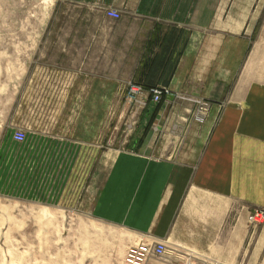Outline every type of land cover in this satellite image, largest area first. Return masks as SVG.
Masks as SVG:
<instances>
[{"label": "crops", "instance_id": "crops-1", "mask_svg": "<svg viewBox=\"0 0 264 264\" xmlns=\"http://www.w3.org/2000/svg\"><path fill=\"white\" fill-rule=\"evenodd\" d=\"M65 2L78 6L75 20L89 22L65 30L68 48L84 61L106 54L110 71L107 54H141L133 80L172 91L145 108L141 140L114 155L92 198L94 217L125 231L127 249L164 242L166 254L147 264H264V222L248 221L251 210L264 209V73L256 57L245 58L241 7L255 0ZM108 7L122 17H108ZM82 69L76 77H106ZM201 99L211 108L198 122L191 116Z\"/></svg>", "mask_w": 264, "mask_h": 264}, {"label": "rangeland", "instance_id": "rangeland-1", "mask_svg": "<svg viewBox=\"0 0 264 264\" xmlns=\"http://www.w3.org/2000/svg\"><path fill=\"white\" fill-rule=\"evenodd\" d=\"M241 7L245 58L264 73V0ZM77 12L65 0H0V264H125L127 233L98 221L91 203L114 155L141 140L145 108L125 91L141 54H107L112 73L106 54L84 61L65 42V30L89 23ZM86 66L106 77H76Z\"/></svg>", "mask_w": 264, "mask_h": 264}, {"label": "built area", "instance_id": "built-area-1", "mask_svg": "<svg viewBox=\"0 0 264 264\" xmlns=\"http://www.w3.org/2000/svg\"><path fill=\"white\" fill-rule=\"evenodd\" d=\"M105 13L108 17L113 19H120L122 17L121 11L116 8L108 7L105 9ZM127 98L137 107L146 108L150 101L154 103H160L165 96L171 95L172 91L165 86H150L146 88L143 84L136 81H128L125 86ZM211 108V102L209 100H198L196 108L193 111V120L203 122L208 116ZM27 134L23 129L15 130L13 139L17 142H24ZM248 221L257 225L264 222V209L255 208L249 212ZM167 252V245L164 242H140L136 245L128 247L125 262L127 264H147L151 258H161ZM186 264H193L187 262ZM203 264H219L217 262H204Z\"/></svg>", "mask_w": 264, "mask_h": 264}, {"label": "trees", "instance_id": "trees-1", "mask_svg": "<svg viewBox=\"0 0 264 264\" xmlns=\"http://www.w3.org/2000/svg\"><path fill=\"white\" fill-rule=\"evenodd\" d=\"M151 123H152V122H150V124H149V125H151Z\"/></svg>", "mask_w": 264, "mask_h": 264}]
</instances>
